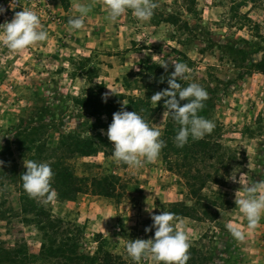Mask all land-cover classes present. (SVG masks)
Wrapping results in <instances>:
<instances>
[{
  "label": "rangeland",
  "instance_id": "1",
  "mask_svg": "<svg viewBox=\"0 0 264 264\" xmlns=\"http://www.w3.org/2000/svg\"><path fill=\"white\" fill-rule=\"evenodd\" d=\"M77 2L92 4V10L83 29L70 31ZM157 2L148 22L130 11L111 22L104 0H0V24L31 10L48 33L46 41L25 51L0 46V167L3 157L8 160L0 170V199L10 197L18 207L14 177L25 173L31 158L51 165L56 157H68L65 165L88 185L94 177L119 178L113 198L89 188L72 202H61L56 194L35 198L71 235L83 237L82 252L101 248L136 264L126 253L128 241L153 239L155 229L145 231L151 216L171 212L174 226L189 238L187 264H264V216L250 231L235 204L241 187L264 183V75L256 70L264 59V0ZM169 58L191 69L189 79L180 81L183 87L195 82L208 94L201 115L215 124L203 138L212 152L186 162L192 175L207 177L205 186L187 182L181 157L168 164L160 153L139 170L118 164L106 135L107 118L91 116L100 102L119 101L114 112L136 111L162 133L169 118L164 99L154 105L151 97L165 90L158 78L167 87L174 68L169 64L167 71L152 73L147 66L162 67ZM71 135L94 143L97 152L71 154L78 141L71 140L69 150L61 142ZM98 135L107 140L98 141ZM230 228L241 230L244 239L234 238ZM11 236L22 239L30 253L40 251L36 225L17 223Z\"/></svg>",
  "mask_w": 264,
  "mask_h": 264
},
{
  "label": "clouds",
  "instance_id": "2",
  "mask_svg": "<svg viewBox=\"0 0 264 264\" xmlns=\"http://www.w3.org/2000/svg\"><path fill=\"white\" fill-rule=\"evenodd\" d=\"M104 7L107 19L111 22L118 21L129 11L138 21L148 22L159 5L157 0H104ZM73 8L76 15L69 20V30H81L85 27L92 4L77 2ZM3 12L4 9L0 8V15ZM47 39L48 33L43 30L40 17L31 10L19 11L10 22L0 24V46L13 53L25 51ZM169 64L174 71L167 80L168 88L155 93L151 101L157 105V102L164 99L165 113L179 126L174 137L175 145L183 148L189 138L201 140L211 134L215 124L199 115L205 107L204 101L208 99L207 91L195 82L187 87H182L180 83L181 80L189 79L187 73L191 69L188 65L169 58L162 67L167 71ZM180 101L187 103L180 106ZM106 135L112 145V159L133 170L156 161L165 146L158 126L150 127L136 111L128 112L123 108L113 114ZM24 167L26 171L21 175V180L25 192L32 198L52 199L55 193L51 185L54 175L51 166L46 162L30 160ZM230 179L235 181V176ZM235 204L246 218L248 230H255L264 216V183L253 182L241 187L239 193H236ZM151 219L153 224L145 231L154 228V238L129 240L126 245L127 255L136 264L147 258L153 264H187L190 259L189 238L183 230H177L174 226V214L161 212L159 215H152ZM229 231L234 238L244 239V233L238 228H230Z\"/></svg>",
  "mask_w": 264,
  "mask_h": 264
},
{
  "label": "trees",
  "instance_id": "3",
  "mask_svg": "<svg viewBox=\"0 0 264 264\" xmlns=\"http://www.w3.org/2000/svg\"><path fill=\"white\" fill-rule=\"evenodd\" d=\"M147 67V70L152 73L164 71L163 67L159 65H148ZM256 70L264 75V59L256 66ZM162 78H158V84L166 90L168 86L164 87V83L161 82ZM177 99L179 100V97ZM94 101L90 99L89 102ZM118 102L116 101L114 104L105 101L100 102L99 106L91 112V116L96 118L97 121H100L102 117H106L107 124H105V128L108 129V126L112 122V116L116 113L114 111L119 104ZM185 103L187 101H180V106H183ZM199 115H201V112ZM178 127L169 117L162 132L161 139L165 142V146L161 150L162 156L168 164H171L174 158L179 159L181 157L182 161H185L183 167L185 171L184 177L187 182L199 180L202 186H205L207 177L192 175L190 167L186 162L189 163L192 159H203L209 156L212 152L210 143L206 139L194 141L189 138V142L183 148H178L174 142ZM71 140L78 141V144H76L77 148L74 151L70 150L71 154L88 157L97 152L94 143L75 135H71L66 141H61L63 146L68 147V150ZM99 140L104 142L107 139H102L98 135ZM31 148L33 149L31 146L27 150L31 151ZM3 150L4 152H8L7 155H12V152L8 148ZM54 154L55 149L51 151L48 157L53 159ZM67 159L68 157H56L50 165L54 173L51 185L57 200L72 202L77 195L84 193L88 188L95 195L105 198L115 197L118 177L114 175L101 178L94 177L89 181L90 184L88 185L84 179L77 177L65 165ZM30 160L35 161V158H31ZM1 163L2 167H0V170L8 167V160L5 157L1 159ZM15 173H17L16 168ZM22 174L24 172H20L16 178L14 177V184L18 187L19 192L17 198L18 207L14 208L11 206L10 197L7 199L1 197L0 199V223L4 224L2 228L5 230V233L0 235V264H125L119 256H115L101 248L89 253L82 252L83 237L71 235L66 230L65 222L62 219L53 217L40 202H36L35 198L30 197L25 192L22 186ZM173 205L176 204L174 203ZM17 223L34 224L38 227L41 237V247L38 253H30L27 245L22 242V239L11 236V230Z\"/></svg>",
  "mask_w": 264,
  "mask_h": 264
},
{
  "label": "built area",
  "instance_id": "4",
  "mask_svg": "<svg viewBox=\"0 0 264 264\" xmlns=\"http://www.w3.org/2000/svg\"><path fill=\"white\" fill-rule=\"evenodd\" d=\"M18 0H12L13 4H17Z\"/></svg>",
  "mask_w": 264,
  "mask_h": 264
}]
</instances>
